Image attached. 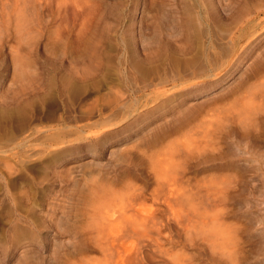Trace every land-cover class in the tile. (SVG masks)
Wrapping results in <instances>:
<instances>
[{"label":"rangeland","instance_id":"rangeland-1","mask_svg":"<svg viewBox=\"0 0 264 264\" xmlns=\"http://www.w3.org/2000/svg\"><path fill=\"white\" fill-rule=\"evenodd\" d=\"M163 1L169 8L170 2L181 0ZM155 2L0 0V105L15 104L16 114L23 116L16 115L9 130L0 124L5 128L0 129V161H9L5 167L0 163V169H11L0 178V197H6L5 204L11 202L3 206L0 199V264H264V137L233 164L221 158L194 164L195 158L192 165H174L166 176L156 178L157 171L149 169L143 149L141 153L133 145L161 121L156 117L145 126L137 121L131 124L134 119L128 124L126 119L114 118L118 113L107 102L117 93L114 89L121 94V83L110 82L108 87L101 83L98 89L94 85L86 92L58 95V77L63 73L84 67L93 57L127 59L128 52L122 54L118 48L131 43H222V47L235 38L244 44L231 61L233 68L214 71L218 74L208 78L207 85L182 97L185 108L234 89L257 69L264 74V26L260 24L264 0H198L200 7L194 13L176 6L175 25L169 26L167 16L161 15L163 37L159 38ZM181 17L189 18L190 25L179 27L180 34L176 23ZM83 48L89 50L83 52ZM229 51L221 52L217 64L228 59ZM179 94L173 98L181 102ZM68 96H73L72 101ZM171 97L142 107L138 116L141 119L155 108L167 110ZM62 98L72 106L63 107ZM253 122L264 129L263 120ZM73 129L79 130L59 137L53 134ZM7 130L8 135L3 133ZM124 148L132 151V160L118 157L127 154ZM135 149L139 154H133ZM243 164L253 168L237 167ZM167 177L178 179L174 189L181 186V191L175 189L178 193L172 194L163 185ZM10 178L19 181L6 186ZM110 213L113 218L108 217Z\"/></svg>","mask_w":264,"mask_h":264},{"label":"bare ground","instance_id":"bare-ground-1","mask_svg":"<svg viewBox=\"0 0 264 264\" xmlns=\"http://www.w3.org/2000/svg\"><path fill=\"white\" fill-rule=\"evenodd\" d=\"M229 2H230V0H229ZM164 4L165 3L163 0H156V2H155V5L157 7L156 8L157 14H158L157 18L159 19L158 20V27L159 28H158L157 34H156L157 38H159L158 36L163 37L162 36L163 35L162 30H161V29H163V26H161L162 21L160 22L161 15L167 16L165 18L166 19L165 23H168V25L171 26V24L173 25L174 22L177 20L176 17L173 15V13L176 12V6H179V7L184 8V9H188V10L192 11L193 13L195 12V9H198L200 7L198 0H192V2L190 0H181V1H177L176 4H171V2H170L169 8L164 6ZM221 8L224 9L223 7H221ZM225 9L227 10V8H225ZM228 10H230V8ZM192 12H190L188 14V16L190 14L192 15ZM230 12L228 11V13H230ZM256 17H258V16H256ZM261 19H259V20H261ZM189 22H190L189 18L181 17V18H178L176 26H178V28L182 27V26L188 27L190 25ZM169 23H171V24H169ZM260 24H261V27L264 26V21H261ZM257 25H259V24H257ZM177 31H180L179 32L180 34L182 32L181 29L177 30ZM175 32H176V30H175ZM173 34H175V33L173 32ZM166 36H167V34H166ZM169 37H171V36H169ZM237 41H239V40L233 38V43H223V44H225V46H222V47H221L222 43H140L141 45H137L136 43L135 44L131 43L128 47L120 46L118 48V52L120 51L122 54L128 52V56H126L127 59L121 58L122 60L121 59L116 60V57H115V60H113V61L112 60H108V61L104 60L103 61L97 57H93V59L91 61L89 60L90 62L88 64H85L84 67H82L80 69L78 68L76 70L70 69L67 73H63V77H61V76L58 77L59 78L58 79V95L60 97H62V96H66L68 94L77 93L78 90L80 91L82 89L86 92V90L89 91L90 87L94 86V85H97V89H98L99 88L98 84H101V83L106 84V86H104V87H108L107 83L110 84V82L121 83L122 84L121 87H123V89H121V90L119 89L121 94L119 93L118 90L114 89L113 92L117 91V93L116 92L115 93L118 95L112 94V96H114L113 98H115V96H118V97H116V99H113L111 97L112 99L109 98L110 102H107V103H111L112 106L109 108L113 110V113L114 114L118 113L117 114L118 116L113 115L110 118H112V119L118 118L120 122H122L123 119L124 120L126 119L125 122L131 121V119H134V120H132L131 124H135L137 121L140 124H144V125L145 124L148 125L149 123L154 121V119L156 117H158V120L161 121V122H159V124H157V126H155V127L151 126V129H152V127L154 129H152V130L150 129V131L148 133H146L145 137H143V139H141L140 142L135 141L137 144L133 145V147L135 146L137 148V150L139 149L140 152H141L140 149H143L142 150V152L144 151L143 156L145 155L149 161V162L147 161L148 165H150L149 169H153V170L157 171V174L155 175L156 178L161 177L162 175L166 176L165 172H168L170 168L174 167V165L179 166L180 164H182V165L184 164L183 166H185V167L188 164L192 165V163L195 162V161H193L195 158L198 161L194 164H201L204 159L205 160L206 159L207 160H212V159L217 160L218 158L219 159L220 158L226 159L227 161H231V162H229L230 164H233L235 158L240 157L241 155L246 154L249 151L251 152V150L254 148V147L252 148L251 146H253V145L255 146L258 143L263 142V140H264V138L262 140V137H264V129L262 130L258 127L260 129V130H258V128L256 127L258 125L257 124L255 125L253 122V121H256L255 123H257V120H259V122L261 120L264 121V82H263V80L262 81L259 80V79H264L263 78L264 74H262L263 71L261 69H259V70L257 69V71H255L252 75L250 74V76H247L246 79L243 80L239 84V86L235 87L234 89H230L223 94H219V95L217 94V96H214L212 98H208L204 102L197 104L195 106L189 105L187 108H185L186 104L183 103L184 98H182V97L184 95H187V93L192 94L194 91H191V90H194L195 88H199V87H203L204 85H207L206 84L207 79L210 78L213 74L215 76H216V74H218V72L214 73V71L216 72V70L218 71V69H220V68H221L220 72L223 70H226V71L230 70L229 68H231L233 66V65L230 66L232 63L231 61L233 58H235L234 57L235 54L238 53L237 52L238 48H240L241 45L242 46L244 45L243 43H237ZM197 42H199V40ZM228 48L230 49L228 59L225 62H223L221 65L217 64L218 61H216L217 60L216 58L221 54L222 51H224V49L226 52L228 50ZM87 49L88 48H83L82 50H83V52H85V51H87ZM78 50H80V49H78ZM79 55H81V54H79ZM238 56H239V54H238ZM244 59H242V60H244ZM240 61H241V59H240ZM250 79L251 80L254 79L256 81H254V82L248 81ZM248 82H250V83L248 84ZM261 82H263V83H261ZM208 83H209V81H208ZM100 88H102V86ZM172 92H173V94H170ZM175 93H180L178 98L182 99L181 102H179V99L173 98ZM126 94H127V97H126L127 99H123V95H126ZM169 96H172L171 97L172 99H170V100H174V102H176V103H174V102L172 103V101L168 100L166 106L169 108L166 107L167 110L155 108L153 110L148 111L144 115H142V117L140 119V116H138L139 115L138 113L140 112V109L142 107L147 106L151 102H154V101L157 102L158 100H160L162 98L163 99L167 98ZM68 97H69V99L73 98V96L72 97L68 96ZM69 99L66 100V98H62L60 104L63 107L65 106L66 108L72 106L71 104L68 105L66 102ZM25 101L27 102V100H25ZM112 101H113V103H115L114 105L112 104ZM120 102H122V103L120 104ZM151 104H153V103H151ZM171 104H173V105H171ZM18 105H16V106H18ZM174 105L176 106L175 108H174ZM13 106H15V104ZM13 106H9V105H6V106L2 105L1 106L0 105V121H1L0 124L2 123L1 125H4V127L7 128L8 130H9L10 125H11L10 123L15 120L16 115L19 116V114H16L18 109L13 107ZM149 107H150V105H149ZM41 109H43V108H41ZM32 111L35 113L34 110H32ZM32 111H29L30 114L33 113ZM40 111H42V110H40ZM110 112H112V111H110ZM27 113L28 112H26V114ZM156 113H157V116H156ZM28 115H29V113H28ZM60 115H61V113H60ZM20 116H21V114H20ZM20 116H19V118L21 119V117H23V116H21V117ZM107 116H109V115H106V117ZM30 117L32 118V116H30ZM31 118H29V120ZM58 118H59V116H58ZM105 119H107V118H105ZM17 120L18 119H16V121ZM26 121H28V120H26ZM109 121L113 122L112 120H109ZM109 121H106V123H110ZM115 121H117V120H115ZM247 121H249L250 123L248 122L246 124ZM103 122H104V120H103ZM117 122H114V123H117ZM251 122L253 124H251ZM92 124H96V123H92ZM110 124H113V123H110ZM118 124H119V122H118ZM114 125H116V124H114ZM254 127H256V128L254 129ZM5 128L3 129V127L0 126V129H2V130H5ZM8 130H7V132H3V133L8 135L9 134ZM78 130L79 129H73V130H67V131L61 130L64 132H58L59 131L58 130L55 133L53 132V134L57 135V133H58V137H59L60 134L66 135L67 132L73 133V132H76ZM104 131H106V129L101 131L102 133H100V134H103ZM92 133L94 134V132H92ZM111 133H112V131H111ZM86 134H88V133H86ZM95 134H96V132H95ZM109 134H110V132H109ZM101 136L103 137V135H101ZM90 137H91V135L87 138H90ZM46 138H48V137H46ZM98 138H100V136ZM227 138H231V139L227 140ZM52 140H53V138H52ZM98 140H101V139H98ZM94 142H96V141H94ZM6 143L7 142H5V144ZM92 143H93V141H92ZM259 146H261V144ZM142 147H144V148H142ZM246 147H247V150H246ZM250 147H251V150H250ZM125 149L126 148H124V152L127 150L128 151V152L126 151L127 154L122 153L121 155H118V157L122 158V159H131L132 157L130 155H132V151H129L128 150L129 148H127L126 150ZM130 150H132V149H130ZM146 153H149V155L148 154L146 155ZM133 154L136 155L139 153L135 149ZM129 157H131V158H129ZM134 157L138 158L136 156H134ZM146 157H145V159H146ZM139 161H140V159H139ZM0 163L3 164L2 167L4 165L9 166L8 165L9 161L7 158H3L2 162L0 161ZM182 165L180 167H182ZM238 166L240 168H242L244 171H248L249 169L253 168V167L251 168L250 164L249 165L243 164L241 166L237 165V167ZM0 167H1V165H0ZM178 168L179 167H177V169ZM6 169H7V167L4 170L0 169V178L3 177L4 174L7 173L6 171L8 169L7 170ZM242 169H240V170H242ZM8 171H11V169ZM178 171L179 170H177V173H178ZM4 172H6V173H4ZM151 172H153V171H151ZM172 173H171V175H172ZM177 173L175 175L179 176L180 172L178 173V175H177ZM183 173L184 172L182 171L181 174L183 175ZM175 175H174V177H175ZM167 176H169V175H167ZM2 179L4 180V178H2ZM179 179H180V182H182V183L184 182V184H185L186 181L184 180V178L182 176ZM14 180L19 181L17 178L16 179L10 178L8 180V183L6 184V186L10 185ZM159 180L160 179H158L156 181L158 182ZM178 181L179 180L176 178L174 180L172 177H171V179H170V177H167L163 181V185L164 186L166 185V187L169 188V191L172 192V194H173V191L175 193V189H177L176 187L174 189V186L178 185L175 183ZM187 182H188V180H187ZM199 182H201V181H199ZM197 183L198 182H196L197 186L194 184L196 186V188L199 186V183L198 184ZM220 183L221 182H216L214 184L218 185ZM103 184H102V187H103ZM188 184L190 187L191 182L189 181ZM188 184H186V185L188 186ZM160 185H161V183H160ZM186 185L184 187H186ZM200 185H203V184H200ZM156 186H157V184H156ZM195 186H193V187H195ZM177 187L179 188L177 190L181 191V189H180L181 186L180 187L177 186ZM193 187H191V188H193ZM213 187H212V189H213ZM182 188H183V186H182ZM100 189H102V188H100ZM111 189H112V187H111ZM206 192H208V191H206ZM123 193L124 192H122L121 194L124 195ZM128 193H129V191L127 192V194ZM134 193H136V192H134ZM177 193L178 192H176L175 194H177ZM109 194H110V192H109ZM132 194H133V192H132ZM182 194H185V192L183 191ZM188 194H189V192H188ZM110 196H112V195L110 194ZM176 196L177 195H175V197ZM7 197H9V196H7ZM108 197H109V195H108ZM120 197H118V198H120ZM122 197H124V196H122ZM135 197H136V195H135ZM179 197H181V195ZM3 198L0 197V199H2V202L4 204L3 206H5V205L9 206L11 204V202L9 200L10 198L8 199L10 204H8V203L5 204L4 201L7 202V200L5 199L6 197L4 198L5 200ZM186 198H187V196H186ZM186 198H185V200H186ZM11 199L13 200V195L11 196ZM110 199H113V198L109 197V200ZM116 199H115V201H116ZM191 199L189 198L190 202L192 201ZM123 200H124V198L122 199V201ZM107 201H108V199H107ZM165 201L168 202V200H165ZM182 201L184 202V200H182ZM112 202H113V200H112ZM139 202L140 201H138V203ZM174 202H175V200H174ZM187 202L189 203V201H187ZM24 203H26V202H24ZM99 204H101V202ZM122 204L124 205L125 203H122ZM20 205H23V203H21ZM110 205H111V203H110ZM1 207H2V205H1ZM108 207H110V206L108 205ZM105 208H106V205H105ZM136 208H137V206H136ZM111 209H108V210L110 211ZM192 210H194V209H192ZM113 211L114 210L112 209L111 212H113ZM120 211H122V210H120ZM128 211H129V209H128ZM102 212H104V211H102ZM122 212L124 213V211H122ZM121 213H120V215H121ZM115 214H116V212H115ZM102 215H103V213H102ZM102 215H101V217H102ZM109 216H111V213L108 215V217ZM111 217L113 218V216H111ZM116 217H115V220H116ZM106 218H107V216H106ZM99 219H100V217H98L97 220H99ZM104 219H103V223L105 221ZM1 220H3V219H1ZM113 222H115V221H113ZM101 231H100V233H101Z\"/></svg>","mask_w":264,"mask_h":264}]
</instances>
